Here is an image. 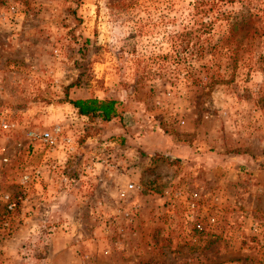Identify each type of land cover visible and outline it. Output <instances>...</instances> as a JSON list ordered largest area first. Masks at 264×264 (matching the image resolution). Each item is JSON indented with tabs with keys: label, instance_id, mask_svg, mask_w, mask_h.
I'll return each instance as SVG.
<instances>
[{
	"label": "rangeland",
	"instance_id": "1",
	"mask_svg": "<svg viewBox=\"0 0 264 264\" xmlns=\"http://www.w3.org/2000/svg\"><path fill=\"white\" fill-rule=\"evenodd\" d=\"M2 118L0 264H264V0H0ZM58 126L75 155L30 146Z\"/></svg>",
	"mask_w": 264,
	"mask_h": 264
},
{
	"label": "built area",
	"instance_id": "2",
	"mask_svg": "<svg viewBox=\"0 0 264 264\" xmlns=\"http://www.w3.org/2000/svg\"><path fill=\"white\" fill-rule=\"evenodd\" d=\"M16 128L15 123L7 118H2L0 120V131L2 132H14ZM28 140L31 147L36 148L38 146H42L45 149L46 154L61 150L67 154L68 158L75 155L74 145L72 140L68 137H64L61 132V128L55 127L51 131H42V132H29ZM110 147L111 144H105ZM74 149V150H72ZM61 162H49L44 159L39 168H32V170L25 175L24 180L31 183H40V181L44 178L43 171L46 172V175L52 177V180H56L58 182V187L63 192H71L75 187H79L81 180L83 182L89 180H93L96 183L103 182L104 177L99 175L97 172V163H92L91 161L84 167L83 171H76L74 176H70L64 170L65 163ZM106 164V163H105ZM108 167L113 166L110 162L107 163ZM114 167V166H113ZM84 184V183H83ZM130 188L132 186L130 185ZM123 195V194H122ZM12 209V206L9 207ZM200 229V226H197Z\"/></svg>",
	"mask_w": 264,
	"mask_h": 264
},
{
	"label": "trees",
	"instance_id": "3",
	"mask_svg": "<svg viewBox=\"0 0 264 264\" xmlns=\"http://www.w3.org/2000/svg\"><path fill=\"white\" fill-rule=\"evenodd\" d=\"M65 102L73 107L78 116L84 117L90 122L99 121L103 125L120 118L121 112L124 110L123 103L112 98L98 99L89 96L86 98L68 99V96H66ZM123 142L124 140H122ZM259 167L264 169V161Z\"/></svg>",
	"mask_w": 264,
	"mask_h": 264
},
{
	"label": "crops",
	"instance_id": "4",
	"mask_svg": "<svg viewBox=\"0 0 264 264\" xmlns=\"http://www.w3.org/2000/svg\"><path fill=\"white\" fill-rule=\"evenodd\" d=\"M72 112H74V114L76 113V111L73 109L72 110ZM76 116H77V118H81L80 116H78L77 114H76ZM37 147H38V145H37ZM53 186V185H52ZM76 191H80V189H76ZM76 191H74V192H76ZM57 194V193H56ZM56 194H54V199H56V198H59L58 197V195H56ZM93 195H95V193H93L92 191H89V192H79L78 194H76L75 196H74V198H77V199H79L78 201L80 202V203H82V204H84V203H88V201H90L91 200V202L93 201L92 200V198H93ZM84 202V203H83ZM62 208H64V207H61V209ZM65 209V208H64ZM71 218H72V216H71ZM73 219V218H72Z\"/></svg>",
	"mask_w": 264,
	"mask_h": 264
}]
</instances>
